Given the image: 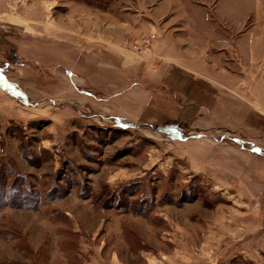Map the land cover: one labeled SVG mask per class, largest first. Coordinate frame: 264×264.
<instances>
[{
    "label": "rangeland",
    "instance_id": "1",
    "mask_svg": "<svg viewBox=\"0 0 264 264\" xmlns=\"http://www.w3.org/2000/svg\"><path fill=\"white\" fill-rule=\"evenodd\" d=\"M180 1L218 83L135 52L140 0H0V264H264V0Z\"/></svg>",
    "mask_w": 264,
    "mask_h": 264
},
{
    "label": "crops",
    "instance_id": "2",
    "mask_svg": "<svg viewBox=\"0 0 264 264\" xmlns=\"http://www.w3.org/2000/svg\"><path fill=\"white\" fill-rule=\"evenodd\" d=\"M177 1L180 0H140V25L143 27L146 24L147 29L145 31L153 32L158 38L151 54L153 56L152 60L157 59L154 60V63L158 61V67L161 66L164 69L163 78L166 70L173 68L180 69V71L182 69V72L177 71L182 75L187 73L186 75L191 77L194 81L201 80L208 84L218 83V80L222 78L221 75H223V71L225 70L221 55L224 54L225 51L223 50L226 49L222 48L221 45L227 43L228 49H232V57H235L236 54L235 47L231 45L230 39L233 31L229 28L228 33H225L223 30L219 32L218 26L212 23L208 12L205 11L203 14L198 13L195 10L197 5H192L191 3L186 7L185 4L181 3L183 7H177V10L181 9L180 18L183 19V24L179 25V27L183 26L184 28H177V26L165 32V28H170L173 23L176 22L173 13L174 5L177 6L178 4ZM169 14H171V17L167 16ZM178 14H180L179 11ZM166 17L168 19H166ZM172 19L173 21H169ZM168 21L171 23H166ZM141 33L144 32L140 31V35ZM104 36L105 34L103 37ZM145 59L146 58L140 57L139 60H134L132 62L137 72H140V75L142 70L144 71V68L154 67L157 69V67H155L157 65L150 64V59L146 62ZM126 61H129V59L127 58ZM217 69H219V72H217ZM190 73L199 75L190 76ZM140 78L142 79L141 76ZM160 79L162 78H158L154 76L153 73L149 72L146 78L143 77L140 83H134L133 86H140V97H145L152 94V89L145 87L142 81H145V84H152L160 81ZM125 93L126 99H128L129 94L127 91ZM120 94L122 93H115L114 95L117 97ZM115 96H103V99H101L98 95L96 99L105 100L107 103H110L112 99L114 100V98H116Z\"/></svg>",
    "mask_w": 264,
    "mask_h": 264
},
{
    "label": "built area",
    "instance_id": "3",
    "mask_svg": "<svg viewBox=\"0 0 264 264\" xmlns=\"http://www.w3.org/2000/svg\"><path fill=\"white\" fill-rule=\"evenodd\" d=\"M155 38H156L155 34H153L152 36L151 35L150 36L144 35V34L140 35L139 40L136 41L137 45H136L135 49H137V50L135 52L140 54L142 49L147 50L149 48L150 41L154 40ZM140 42H141V46H140ZM124 43L128 46L129 41L125 40Z\"/></svg>",
    "mask_w": 264,
    "mask_h": 264
},
{
    "label": "trees",
    "instance_id": "4",
    "mask_svg": "<svg viewBox=\"0 0 264 264\" xmlns=\"http://www.w3.org/2000/svg\"><path fill=\"white\" fill-rule=\"evenodd\" d=\"M182 75V74H181ZM184 77V78H183ZM182 78V80L183 81H185L184 82V84L186 85V84H189L187 87L188 88H190V85L192 84V83H194V80L192 79V78H190L189 76H187V75H184V76H182V77H179V79H181ZM160 128H162V127H160ZM1 188L2 189H4V186H3V184H1ZM3 192L1 191V193L0 194H2ZM19 198V197H18ZM21 199V198H20Z\"/></svg>",
    "mask_w": 264,
    "mask_h": 264
}]
</instances>
